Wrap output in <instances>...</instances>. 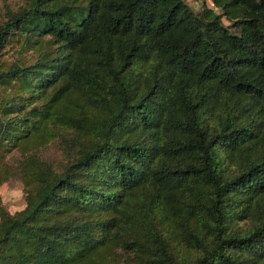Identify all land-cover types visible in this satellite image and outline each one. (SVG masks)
Masks as SVG:
<instances>
[{"label": "trees", "instance_id": "1", "mask_svg": "<svg viewBox=\"0 0 264 264\" xmlns=\"http://www.w3.org/2000/svg\"><path fill=\"white\" fill-rule=\"evenodd\" d=\"M198 1L0 9V264H264V0Z\"/></svg>", "mask_w": 264, "mask_h": 264}, {"label": "rangeland", "instance_id": "2", "mask_svg": "<svg viewBox=\"0 0 264 264\" xmlns=\"http://www.w3.org/2000/svg\"><path fill=\"white\" fill-rule=\"evenodd\" d=\"M190 7L195 11L199 12L202 8V5L198 0H185ZM25 3V0H0V9L2 11L12 9L17 11L20 7H22ZM209 6H213L212 2H208ZM18 50V49H17ZM16 51V50H15ZM11 52L9 60H16L18 52ZM35 53L33 51L26 52L23 55L24 62H31L35 59ZM2 199L7 210L15 214L19 211H22L26 207L25 193L23 189V185L17 181L10 182L5 184L1 190Z\"/></svg>", "mask_w": 264, "mask_h": 264}]
</instances>
